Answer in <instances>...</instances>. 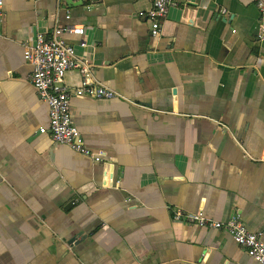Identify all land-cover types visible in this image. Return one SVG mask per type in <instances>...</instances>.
Listing matches in <instances>:
<instances>
[{"label":"crops","instance_id":"obj_1","mask_svg":"<svg viewBox=\"0 0 264 264\" xmlns=\"http://www.w3.org/2000/svg\"><path fill=\"white\" fill-rule=\"evenodd\" d=\"M4 0L0 32V264H258L217 221L264 239V39L254 0ZM71 20H67V15ZM64 35L113 100H71L95 163L40 129L49 106L25 45ZM70 88L78 72L66 75ZM75 242H72L74 241Z\"/></svg>","mask_w":264,"mask_h":264},{"label":"built area","instance_id":"obj_2","mask_svg":"<svg viewBox=\"0 0 264 264\" xmlns=\"http://www.w3.org/2000/svg\"><path fill=\"white\" fill-rule=\"evenodd\" d=\"M94 3L96 0H89ZM259 12V38L264 39V0H254ZM173 0H152L151 9L146 14L151 23V35L158 38L162 33V22L167 19ZM67 20H71L68 14ZM4 23V0H0V32ZM64 35L82 37L80 47H86L83 40L86 29L80 25L67 24L55 27L50 33H40L35 40L25 45L24 58L33 67L31 83L40 97L49 106L50 125L40 129L48 133L54 142L65 145L73 151L101 163L104 151L94 150L86 145L85 138L72 117L71 100L97 99L113 100L119 97L115 91L104 87L94 73V66L81 58L76 46L69 44ZM76 71L81 77V85L70 88L66 83L68 72ZM174 219L190 226L212 230H225L258 264H264V239L261 234L249 231L240 215L228 221H217L202 212L185 214L174 211Z\"/></svg>","mask_w":264,"mask_h":264},{"label":"water","instance_id":"obj_3","mask_svg":"<svg viewBox=\"0 0 264 264\" xmlns=\"http://www.w3.org/2000/svg\"><path fill=\"white\" fill-rule=\"evenodd\" d=\"M72 242H75V240H74V241H72Z\"/></svg>","mask_w":264,"mask_h":264}]
</instances>
